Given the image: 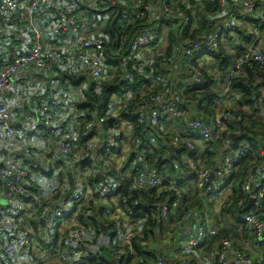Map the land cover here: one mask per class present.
I'll list each match as a JSON object with an SVG mask.
<instances>
[{
    "label": "built area",
    "instance_id": "2783aa9c",
    "mask_svg": "<svg viewBox=\"0 0 264 264\" xmlns=\"http://www.w3.org/2000/svg\"><path fill=\"white\" fill-rule=\"evenodd\" d=\"M48 1L0 0V19L25 11L33 34L30 48L26 52L13 55L4 64L0 62V130L9 142L13 141L14 122L24 112V106H10L5 101L11 95L15 76L22 69L33 67L42 73H50L59 66L68 64L71 58H76V63L95 80L102 78L108 66L119 67L129 73L131 68L138 69L142 53L144 54L150 47L154 49L159 47L165 37V29L170 24L179 25L184 31L190 29L193 23L191 13L173 10L170 3L168 5L165 0L159 2L157 7L148 2L131 7L128 4L129 0H94L98 8L124 6L117 20L121 25L135 21L142 25L146 23L152 25L133 35L122 59L108 60L109 51L105 37L93 36L92 19L76 12L69 5L56 10L53 24L50 26V31L62 40L58 44L47 43L44 39L46 29L34 25V15ZM197 1L220 9L224 12L225 19L222 24L214 25L210 36L179 44L177 47L179 57L181 55L193 59L195 53H200L195 62L202 60L211 62L221 47L227 48L229 42L225 37L227 33L233 36L232 43L237 47L231 51L234 58L228 69L220 73L221 78L215 77L219 93L214 100L215 109L210 116L204 117L202 114L193 113L190 109H179L168 102L155 105L153 110L144 104L138 107L137 117L142 124H146L143 128L146 133L149 129L158 134L159 130L162 144L175 149L178 160L175 159L174 163L176 162L179 173L169 175L162 171L158 172L151 166H133V172L128 179L133 180L130 190L144 188L167 192V197L161 202H153L145 218H138L140 220L136 223L128 220L131 209L129 206L123 204V209L120 210L121 207L117 208L114 205V199L126 202V198H121L120 187L128 180L119 170L116 171L111 166L109 167L113 171L104 168L107 179L97 187V193L107 206L103 210L97 206L83 207L88 179L82 169L96 159L91 152L85 151L82 155V163L77 165L74 163L77 177H73L72 195L64 201L60 199L48 202L42 208L41 218L49 224L53 235L61 230L62 225L59 223L70 217L77 220L83 218L88 225L91 219H95L100 225H108L111 236L107 251L110 257L104 263H99L100 246L94 242L96 228L76 224L63 236H55L49 247L50 252L62 253L67 262L78 259L80 264H94L91 261H96L95 264H256L254 257L264 256V143L262 142V147L258 149L259 163L244 172L242 180H239L242 183V196L239 198L237 194L238 198L235 196L236 201H233L231 196L236 185L235 175L238 174L240 162L248 152L249 142L241 140L233 144L229 137L231 131L238 130L233 125H239L241 122V117L234 109L240 93L233 90L232 81L235 78L245 77V67L251 62L264 63V0ZM240 34H251L252 40L245 43L241 41ZM114 42L120 44V38L115 36ZM5 53L4 43L0 41V61L5 57ZM179 57L160 63L147 76L148 79L154 80L152 86L142 85L141 89L150 90L156 86L158 81L152 78L154 72L163 78L171 77L173 73L176 76L177 74L172 70L180 61ZM153 65L154 58L142 64L150 67L151 70ZM188 83L204 84L206 80L195 74ZM258 92L261 101L264 98V84L258 87ZM67 106L66 94L60 88H54L48 100L36 105L38 120L30 129L43 133L48 131L49 134L45 137L49 140L56 137L57 128L53 125L55 114L64 112ZM120 106L121 104L114 100L113 103L101 104L99 108L114 113L113 107ZM74 112L76 121L81 122L83 117H88V121L83 120L82 123L85 138L96 129L97 123L103 124L107 118L103 112L99 113V109L94 111L89 109L86 115L79 110ZM168 124L173 125L171 133H168ZM177 125L180 126L178 129H176ZM163 127H166L167 131L161 132ZM117 134L119 131L110 130L105 138L107 147L115 151H119L122 145L115 136ZM183 134L187 136L184 138ZM219 139H222L220 149L223 154L217 160L214 157L216 166L213 167L212 163L209 165L205 158L196 153V148L209 143L215 146ZM57 146L65 158L73 155V142L70 138L59 139ZM30 155V150L25 149L23 153L15 155L7 164L0 167V178L9 192L8 202L21 214L29 213L32 205V198L28 193L32 188L31 173L21 163L23 157ZM146 156L147 154L143 156L144 159ZM66 166L69 169L74 167L71 163ZM211 173L213 176L209 178ZM92 176L95 177L96 173L93 172ZM190 187H194L200 206L197 207L193 202H189L193 208L183 212L186 208L187 189ZM251 199L252 206L245 210ZM178 209L182 210L180 220H178L179 215L175 216V211ZM141 213L140 210L138 215ZM148 217L160 221L162 228L155 231L147 226L143 230L140 226L147 222ZM171 220L175 222L171 224ZM220 226L235 230L238 238L224 239L218 246L207 250L211 238L217 235ZM4 228H12L23 237V240L7 239L4 245L0 246V258L6 260L12 258L18 264H30L27 258V234L18 229L12 218L0 219V230ZM182 231L186 236H181ZM136 238L140 239L145 248L143 255H139L134 248ZM156 239L164 244V254L157 248ZM166 258L168 262L165 261ZM259 264L264 263L261 261Z\"/></svg>",
    "mask_w": 264,
    "mask_h": 264
},
{
    "label": "crops",
    "instance_id": "0c3cea01",
    "mask_svg": "<svg viewBox=\"0 0 264 264\" xmlns=\"http://www.w3.org/2000/svg\"><path fill=\"white\" fill-rule=\"evenodd\" d=\"M49 0L45 5H42L34 15V25L37 28H45L46 33L44 39L47 43L58 44L62 39L56 37L51 31L50 26L53 24L55 18V12L58 8L64 6L73 7L76 12L90 17L94 23L91 33L93 36H103L107 40L108 47V60H120L124 56V50L128 48L131 38L135 33L140 32L143 29H135L128 33L127 36L120 35V44H116L115 33L111 30V26L108 21L113 20L118 13V7L121 9L124 6L112 5L105 8L96 7L94 0ZM148 0H129L128 4L131 7H136L145 3ZM162 0H152V4L157 7ZM168 5L177 7L178 10H187L193 15V23L190 30H196L199 37L206 38L212 34L214 25L222 24L225 19V14L220 9L215 7L207 8L204 5H198L195 0H165ZM198 6V8L196 7ZM208 6V5H207ZM119 20V19H118ZM166 21V20H165ZM118 22V21H117ZM116 22V23H117ZM210 22V24H209ZM212 23V24H211ZM120 24V22H119ZM132 25V24H131ZM212 28V29H211ZM177 26L170 24L165 29V37L161 40L159 47L154 49L150 47L147 51L140 55V64L138 65L139 72L142 75H148L151 71H154L156 67L142 66L144 63H148L156 55L162 53L167 49L170 44L171 31L177 33ZM228 36V38H227ZM227 40V47L229 51L232 49L233 36L225 35ZM33 40V34L29 23L27 22V13L25 11L16 12L8 17L0 19V41L5 46V57L0 61L2 64L11 59L13 55L23 54L30 48V44ZM122 47L123 50H122ZM143 60V62H142ZM0 63V64H1ZM186 68L187 64L178 61L175 68L172 70L176 74L183 73L182 68ZM183 68V69H184ZM171 72V73H172ZM118 73L122 76L123 81L132 77L129 69V73L126 70H122L119 67L108 66L104 71L102 78L95 80L91 75L82 69L76 63V58H71L68 64L59 66L56 70L50 73H42L34 69L33 67H27L22 69L14 79V86L11 95L7 97L6 104L10 106L23 105L24 112L19 115L14 122L15 136L13 141L9 142L5 139L4 133L0 130V167L7 164L15 155L23 153L25 149H29L30 156L22 158L21 163L26 168L32 177V188L28 191L32 198L31 210L27 214H21L8 202V189L4 181L0 178V219L12 218L14 219L17 227L20 231L25 232L28 242V261L30 264H75L79 263L78 259L75 261H66L65 256L62 253L50 252L49 247L53 238L57 235L63 236L70 228L76 224L79 226L94 227L96 228L95 243L100 246V259L99 263H104L107 258L110 257L107 251V245L110 242L111 232L108 230V225H100L95 219H91V223L88 225L85 219H75L70 217L64 222H60L62 225L59 232L56 231L55 235L50 231V227L41 217L42 208L50 201L62 200L69 198L74 190L70 194H67L70 190L69 178L74 180L73 177H77V171L75 166L82 163V155L85 151H89L95 156V170L96 176H92L91 170L88 165L85 169H82L87 181V192L84 194L83 207L97 206L101 210L107 206L106 202L101 199L97 193V187L101 185L106 179L107 175L104 174V168H114L116 171L122 174V176L128 180L133 172V166H145L144 155H150L158 153L160 163V171L169 175L179 173L176 162L170 161L175 154V149L170 150L162 144L158 134L148 129L147 133L143 130H137L133 128V124L124 120L120 122L119 129L122 131L121 137L117 138L122 142L119 151L109 150L105 138L108 132V128L103 124L97 123L96 129L90 134L88 138L84 137V131L80 121H76L74 111L79 110L82 113L91 108V102L94 97L99 95L103 90L105 84L118 77ZM186 73V71L184 72ZM147 77V76H146ZM155 80H158L156 72L153 73ZM190 79L186 80L189 81ZM162 82L166 81V78L161 79ZM185 81V82H186ZM163 84V83H162ZM164 85V84H163ZM60 88L65 94L68 101L66 110L62 113L55 114V120L53 125L57 128V135L52 139H47L46 134L40 131H33L30 129L32 125L38 120L36 105L41 101H46L51 95L54 88ZM113 89V88H111ZM142 90L134 92L126 91L123 93V97L113 94L111 102L114 100L121 103H126L133 97L141 95ZM162 91V90H161ZM176 103V101H174ZM96 104H94V107ZM118 107H113L116 111ZM178 129L180 126H176ZM169 132L173 129L172 124H168ZM167 128L163 127L161 132L167 131ZM70 138L73 142V155L70 158H65L61 155L60 149L57 146L59 139ZM84 138V139H83ZM162 138V137H161ZM168 149L164 153V149ZM73 164L74 167L68 168L66 165ZM76 165H75V164ZM111 169V168H110ZM113 171V169H111ZM192 189V188H191ZM190 188L187 190V200L190 199V195L194 194ZM108 202V201H107ZM81 205V206H82ZM109 205L111 206L110 202ZM114 205L120 210L123 209L120 201L114 199ZM116 208V209H117ZM140 210L130 209L129 218L132 223L138 222L137 215ZM157 231L159 230L156 228ZM182 237L186 236V233L182 231ZM9 238H17V240H23L22 236H19L12 228H4L0 230V246L4 245L5 241ZM155 244L160 249V252L164 254V247L159 240L156 239ZM103 260V262H102ZM168 261V258H166ZM254 260L256 264L261 261L264 263V256H255ZM13 261L12 258L3 259L0 258V264H10ZM18 264V263H16Z\"/></svg>",
    "mask_w": 264,
    "mask_h": 264
},
{
    "label": "trees",
    "instance_id": "16d2710c",
    "mask_svg": "<svg viewBox=\"0 0 264 264\" xmlns=\"http://www.w3.org/2000/svg\"><path fill=\"white\" fill-rule=\"evenodd\" d=\"M71 2L74 1L71 0ZM146 2L152 4V0H148ZM195 3L198 5H204L207 8L211 7L210 4L200 3L197 0H195ZM170 7L173 10H178L177 7ZM196 7L198 8V6ZM183 12L186 14L191 13L187 10H184ZM111 22L112 19L108 21L109 25L111 24ZM176 24H178V21L176 22ZM151 26L152 25H150V23L142 25L140 22L136 21L130 24L123 25L117 22L113 27V31L116 37H120V35L127 36L128 33L130 34V32L132 30H135L136 28L144 29ZM176 26L177 33H174V30L171 31L172 33L170 35L173 39H171L167 49H165L159 55L155 56L153 68L157 67L160 63H166L171 58L176 59L177 57H179V51L177 50L179 44L191 40H198L201 38L198 36V33H196V30L191 31L189 28H187L183 31L180 29L179 25ZM252 37L253 36L251 34H240L241 41L245 43H249L252 40ZM231 45L233 50L237 49L236 45H234L233 43ZM199 55L201 54L195 53L192 57L193 59L182 57L180 55V62H184V64H187L186 68H182V74L179 73L175 76V74L173 73L171 77L166 76V81L164 82L161 81L163 77L158 76L159 82L154 88L150 90L143 88L142 90L144 91H142L140 96L137 95L126 103H121V106L118 107L117 110L114 111V113H112L108 110H104V108H99V106L103 103H110L113 94L123 97V93H125L126 91L133 90V93H136L140 91L142 85L148 87L152 86V83L154 82V80H150L146 77L148 75L144 76L139 72V70H133L132 68L130 69V72L132 74L131 80L129 78L123 81V79L121 78L122 75L118 73V77L110 81V83H104L105 86L101 93L92 99L90 111L99 109V113L101 114L104 110L103 115L107 117L105 120V125L108 128V131H119V134L115 135L116 138H119L121 137V135H123L122 133H120L121 130L119 129V127H116V125H120L119 123L122 122V120H129L130 122H134L133 128L137 129L138 131L143 130L146 124L144 125L138 120L136 113L138 107L143 104L147 105L148 108L150 107V110H153L155 108V105L168 102L172 103L179 109H190L193 113L202 114V116L204 117L210 116L212 111H214L215 109L214 100L219 94L217 92L215 77L221 78L220 73L228 69L234 58V55L231 53V51L228 50V47H221L218 50L217 56L214 57L211 62H204V60H202L201 62H198V64L195 61ZM188 68L192 70L193 75L196 74L198 77L205 79L206 83H188V81L186 80L192 79L193 77L192 76L190 78H187ZM185 71L186 73H184ZM245 71V77L235 78L232 81L233 90L240 93V98L236 100L237 104H235L234 109L236 111L235 113L241 117V122L239 123V125H233L238 128V130L231 131L229 137L233 144H236L241 140L249 142L248 152L240 162L238 174L235 175L236 185L234 188V194L233 196H231V199L233 201H236L237 194H239V198L242 196V183L239 180H242L244 172H247L249 169L259 163L258 149L262 147V142L264 143V98L260 101V95L258 92V87L264 84V63L260 64L251 62L250 65H247L245 67ZM160 98H162L161 101H159ZM174 101H176V103ZM94 104H96L95 107ZM177 104H180L181 106ZM83 120L85 122L88 121V117H83ZM83 120L81 121L82 123ZM82 123L81 126L83 131ZM185 136L187 135L183 134L184 138ZM221 140L222 139L217 140L215 146H212L210 143L204 145L202 144V146L196 148V153L199 156L205 158L208 161L209 165L212 163L213 167L214 165L216 166V160L219 159L223 154L222 150L220 149ZM109 150L114 151L115 149L112 148ZM167 150L168 149L165 148L164 153ZM214 157H216V160L214 159ZM175 159L178 160V156H175L174 154L170 161H173ZM144 161L147 166L155 168L158 172L160 171L159 167L162 161L159 159L158 153L150 155L148 154ZM88 168L91 170V172H94L95 170V166H93L90 162L88 163ZM132 181L133 180H128L126 182H123L124 184L120 187L121 198H126L125 203H123L122 200H120V203L121 205L124 204L126 206H129L132 210H141L142 213L137 215V217L141 219L145 216V214H147L153 202H161V200L167 197V192H157L156 189L146 190L144 188L130 190L129 188L133 183ZM191 190L192 192H194V194H191L190 199L186 200V208L183 212L190 211L193 208V205H191V203L189 202H193L197 207L200 206L195 195L196 191L194 190V187ZM181 214V209L175 211V216L179 215L178 220L182 218ZM174 222V220H171L170 223L172 224ZM147 226H150L149 228L155 231H157L156 228H162L160 225V221H158L157 219L152 220L151 217H148L147 222L140 227L144 230V228ZM227 238H238V234L235 230H232L229 227H218L217 235L211 238L210 245L208 246L207 250L218 246L222 240ZM134 248L139 252V255H143V253L145 252V248L138 238L134 240ZM165 261L168 262L167 260ZM91 262L94 264L96 263V261ZM29 263H31V261H29Z\"/></svg>",
    "mask_w": 264,
    "mask_h": 264
},
{
    "label": "water",
    "instance_id": "95a60500",
    "mask_svg": "<svg viewBox=\"0 0 264 264\" xmlns=\"http://www.w3.org/2000/svg\"><path fill=\"white\" fill-rule=\"evenodd\" d=\"M120 11H121V8L118 7V13H117V15L114 17V19L112 20V22H111V24H110V26H111V30H113V27H114L115 23H116L117 20H118V16H119ZM177 105H180V104H177ZM180 106H181V105H180ZM170 150H173V147H170ZM212 176H213V173L210 174L209 178H211ZM69 181H70V190H69V192H68L67 194H70V193L72 192V190H73V183H74V180L71 178V176H70V178H69ZM252 204H253V200L251 199L250 203L247 205V207L245 208V210H248V209L252 206Z\"/></svg>",
    "mask_w": 264,
    "mask_h": 264
},
{
    "label": "rangeland",
    "instance_id": "374dc122",
    "mask_svg": "<svg viewBox=\"0 0 264 264\" xmlns=\"http://www.w3.org/2000/svg\"><path fill=\"white\" fill-rule=\"evenodd\" d=\"M234 39V38H233ZM193 76V72H192V70L190 69V68H188V70H187V78H190V77H192ZM93 166L95 165V163H94V161L93 162H90ZM79 219H81V218H79ZM62 221H64V220H62Z\"/></svg>",
    "mask_w": 264,
    "mask_h": 264
},
{
    "label": "clouds",
    "instance_id": "9594fccd",
    "mask_svg": "<svg viewBox=\"0 0 264 264\" xmlns=\"http://www.w3.org/2000/svg\"><path fill=\"white\" fill-rule=\"evenodd\" d=\"M67 7V6H66ZM72 7H75V5H72ZM10 264H16V261L13 260V261H10Z\"/></svg>",
    "mask_w": 264,
    "mask_h": 264
}]
</instances>
